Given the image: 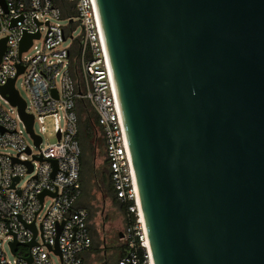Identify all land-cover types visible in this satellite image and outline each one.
Returning a JSON list of instances; mask_svg holds the SVG:
<instances>
[{
	"label": "water",
	"instance_id": "95a60500",
	"mask_svg": "<svg viewBox=\"0 0 264 264\" xmlns=\"http://www.w3.org/2000/svg\"><path fill=\"white\" fill-rule=\"evenodd\" d=\"M97 4L155 263L264 264V0Z\"/></svg>",
	"mask_w": 264,
	"mask_h": 264
},
{
	"label": "built area",
	"instance_id": "2783aa9c",
	"mask_svg": "<svg viewBox=\"0 0 264 264\" xmlns=\"http://www.w3.org/2000/svg\"><path fill=\"white\" fill-rule=\"evenodd\" d=\"M66 1L76 12L68 15L69 25L60 22L64 14L53 0H0V40L6 38L0 87L16 78L14 88L24 99L17 87L23 75L30 96L25 112L33 116L30 131L19 107L0 90V264H55L53 256L59 264H83L81 254L92 246L90 213L77 206L82 194L78 101L95 113L117 198L133 203L129 210L137 217L123 234L130 248L119 264H156L138 206L134 159L97 0ZM76 19L82 27L77 38L72 36ZM36 33L40 36L21 52L23 37ZM48 119L56 141L43 147Z\"/></svg>",
	"mask_w": 264,
	"mask_h": 264
},
{
	"label": "rangeland",
	"instance_id": "374dc122",
	"mask_svg": "<svg viewBox=\"0 0 264 264\" xmlns=\"http://www.w3.org/2000/svg\"><path fill=\"white\" fill-rule=\"evenodd\" d=\"M75 13L76 12H72V14ZM67 17L68 16L63 15V18L60 20L63 25H69V20L67 19ZM81 35L82 27L79 21L76 19L75 23L73 24L72 36L77 38ZM69 43L70 40H68L65 45H68ZM32 54L33 50H30L25 54V56L29 57ZM23 81L24 76L22 75L17 81V87L19 88L22 97L29 102L30 96L28 91L22 86ZM81 117L82 127V123L83 120L85 121L86 114L82 113ZM45 125L46 132L43 134V147L56 141L53 120L48 119ZM39 128L40 124L37 122V131H39ZM85 135V129L82 130L81 128L80 144L81 148L83 149V161L81 163V184L83 187V193L78 201L79 205H82L83 203L88 205V207H86L88 208L91 216V222L90 219L89 222L94 236L95 246L97 247V252H95L96 257L94 259V264H99L100 257L103 254V251L106 249V245H121L123 244V242H125V240L123 239V234L126 232V219L124 213L121 211L119 206L114 203L112 196L108 193L107 184L103 180V174L109 173L105 161V153L97 143L95 144L93 139L84 141L83 138ZM31 142L32 141H29V143ZM6 150L11 151L10 148ZM7 253L8 255H11L10 248H7ZM53 260L55 264H59V260L56 256H53Z\"/></svg>",
	"mask_w": 264,
	"mask_h": 264
},
{
	"label": "trees",
	"instance_id": "16d2710c",
	"mask_svg": "<svg viewBox=\"0 0 264 264\" xmlns=\"http://www.w3.org/2000/svg\"><path fill=\"white\" fill-rule=\"evenodd\" d=\"M55 5L60 7L62 9V12L64 14V16H68L69 14H71L73 11L72 9V4L66 0H53ZM77 113L79 116V126L80 129L82 128L85 129L86 135L84 136V141L88 140V139H93L95 144L97 143L102 150H104V138L99 130V127L96 124V117H95V113L93 112V110L91 109V107L89 106V104L85 101H79L77 103ZM85 113L86 114V118L85 121L83 120L82 123V127H81V121H82V117L81 114ZM79 141H80V130H79V135H78ZM81 142V141H80ZM96 147V146H95ZM95 150V149H94ZM83 149H82V154H81V163L83 161ZM81 176H82V169H81ZM103 180L106 182L107 184V189H108V193L112 196V199L114 201L115 204H117L119 206V208L121 209V211L124 213L125 215V219H126V227L135 224L137 217L134 213H131L129 210V206L132 205L133 203H123L121 200H119L117 198V193L113 187L112 181H111V174L106 173L103 174ZM82 183V182H81ZM82 191H83V187H82ZM82 195V194H81ZM81 197V196H80ZM88 205L83 203L81 205L82 208H87ZM88 209V208H87ZM129 243L128 241H125L124 244V254L125 255L127 253V251L129 250Z\"/></svg>",
	"mask_w": 264,
	"mask_h": 264
},
{
	"label": "crops",
	"instance_id": "0c3cea01",
	"mask_svg": "<svg viewBox=\"0 0 264 264\" xmlns=\"http://www.w3.org/2000/svg\"><path fill=\"white\" fill-rule=\"evenodd\" d=\"M100 132H101V130H100ZM103 151L105 153V161H106L107 169H108V172L110 174V168H109L108 161L106 158L105 144H104V150ZM82 193H83V191H82ZM77 206L81 207V205H79V201L77 203ZM85 209H87V208H85ZM90 222H91V216H90ZM90 222H89V230H90V234L92 237V246L90 249H88L87 251H85L81 254L83 264H86V263H89V264L93 263L94 264V259L96 257L95 252H97V247L95 246V240H94V236H93L92 229L90 226ZM106 243H107V241H106ZM124 244H125V242H123V244H121V245H112V246L106 245V249L103 251V254L100 257V263L99 264H119L120 259L124 256L123 255L124 254V249H123Z\"/></svg>",
	"mask_w": 264,
	"mask_h": 264
},
{
	"label": "bare ground",
	"instance_id": "6f19581e",
	"mask_svg": "<svg viewBox=\"0 0 264 264\" xmlns=\"http://www.w3.org/2000/svg\"><path fill=\"white\" fill-rule=\"evenodd\" d=\"M136 184H137V188H138V183H137V178H136ZM138 206H139V210H140V213H141V218H142V221L144 222V226H145V229H146V232H147V228H146V223H145V218H144V214H143V207H142V203H141V197H140V193H139V188H138ZM148 233V232H147ZM148 236V235H147ZM149 238V237H148ZM148 246H150V250L152 252V247L150 245V241L148 239ZM153 254V252H152Z\"/></svg>",
	"mask_w": 264,
	"mask_h": 264
}]
</instances>
